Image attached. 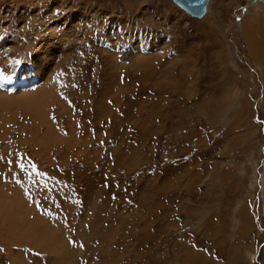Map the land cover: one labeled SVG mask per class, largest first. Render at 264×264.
<instances>
[{"label": "rangeland", "instance_id": "obj_1", "mask_svg": "<svg viewBox=\"0 0 264 264\" xmlns=\"http://www.w3.org/2000/svg\"><path fill=\"white\" fill-rule=\"evenodd\" d=\"M263 1L194 18L173 0H0V77L50 92L65 141L48 151L46 126L0 108V196L69 256L3 242L0 221V264H264V71L243 32Z\"/></svg>", "mask_w": 264, "mask_h": 264}, {"label": "bare ground", "instance_id": "obj_2", "mask_svg": "<svg viewBox=\"0 0 264 264\" xmlns=\"http://www.w3.org/2000/svg\"><path fill=\"white\" fill-rule=\"evenodd\" d=\"M244 26L245 25H243V27ZM243 30H244L243 32H244L245 40L248 43V48L250 49V53L252 57L260 64L261 68L264 71V25L263 24L260 25L259 32L255 25H254V30H251L250 27H245ZM252 32L255 33V37L252 36ZM66 33H69V32L66 31ZM257 33L261 37L262 41L257 39ZM54 34L55 32L53 33V36ZM65 34H63V32H57L56 38L54 40H57L58 42L56 41L53 48H50V47L48 48V44L50 42L47 43L46 45L41 44L38 49V52L36 53L35 51L36 55H34L33 57V65L31 68H39L41 72H46L47 66H50L52 62H54L55 57L57 56L56 55L57 52L51 51V50L53 49L61 50V45H63L61 40H64V38L67 37ZM44 41H46V39H44ZM151 59L152 57H149V58L142 57V59H138L135 62V66H137L138 68H149L148 66H150ZM28 63H29V60L26 59L23 62L22 66L27 67ZM0 81H2L4 84H7V85H16L18 83L19 86L27 87L26 89L23 88L19 90H9L10 92L0 87V108L1 109H4V110L9 109V110H12L13 113H15L17 109L25 110L26 112L31 113L34 119L36 121L37 120L39 121V124L42 123L41 125H43L44 127L46 126L47 131L45 135H43V139L41 138L42 139L41 142L43 144L44 143L47 144L48 151L53 145L58 144L59 142L60 143L65 142L63 138L57 135V133L53 129V126L50 125V122H48L47 108L52 103V99H50V95H49L50 92L45 91L44 89H40V90L31 92V93L24 94L19 91L30 90L36 87L37 83L35 82L29 85L28 84L25 85L24 83L21 84V81L19 79L15 81H9L8 79L3 78V77H0ZM46 83L48 82L46 81ZM36 130L38 131L37 128ZM35 134L36 135L34 137H37L39 133H35ZM1 192H3V190ZM10 193L12 194V192ZM11 194L8 193L7 197H9V195ZM15 194H17V192ZM7 197L0 196V219H1L0 221L2 222L1 231L3 232L2 235L4 237L3 242L14 243V244L15 243H20V244L28 243L31 246L33 245V246L41 247L44 250H49L52 252L54 251L57 254V256L59 255L61 258L63 255V252H65L64 250L67 248L65 247V245L62 243L60 239H57L56 237L57 235L54 233L56 231L53 232L52 228H50L48 224L37 225L35 223L33 224H28V222L26 223V219L28 218V215H29L28 213L29 209H25L23 207V203H24L22 202L23 200H21V198L18 195H14V196L11 195L10 197L12 198L10 199ZM66 253L68 255L67 250L65 254ZM70 255L72 256V253ZM202 255L190 254L189 256L192 258L191 264H194V263H199V264L204 263L205 264L206 262H208L209 260L207 259L204 260ZM66 256L62 258L65 259L69 257V256L67 257ZM198 258H201V260ZM62 260L63 259H61V261ZM249 260L250 262H254L255 255L251 254ZM67 263H69V259ZM210 263L211 261H209V264Z\"/></svg>", "mask_w": 264, "mask_h": 264}, {"label": "water", "instance_id": "obj_3", "mask_svg": "<svg viewBox=\"0 0 264 264\" xmlns=\"http://www.w3.org/2000/svg\"><path fill=\"white\" fill-rule=\"evenodd\" d=\"M180 8H183L194 18L205 16L210 0H173Z\"/></svg>", "mask_w": 264, "mask_h": 264}]
</instances>
